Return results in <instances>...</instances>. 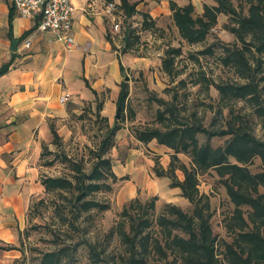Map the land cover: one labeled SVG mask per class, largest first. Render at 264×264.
Listing matches in <instances>:
<instances>
[{
  "label": "trees",
  "instance_id": "obj_1",
  "mask_svg": "<svg viewBox=\"0 0 264 264\" xmlns=\"http://www.w3.org/2000/svg\"><path fill=\"white\" fill-rule=\"evenodd\" d=\"M136 4L137 1L119 0L114 7L118 6L124 18L138 15L140 30L162 32L155 19L147 11L137 10ZM169 5L172 24L189 44L204 42L221 14L226 16L224 25L235 38L234 42L211 43L197 51L211 55L218 48L219 64L234 75L214 80L202 74L192 79L191 84L204 87L208 97H211L208 90L213 87L217 100L195 98L189 105L180 101L179 89L188 82L180 78L173 87L163 89L169 94L168 99L148 91V99L158 106L154 120L132 127L136 140L144 144L155 140L172 150L168 165L163 167L155 158L152 170L158 177H167L169 187H179L180 195L191 205L190 210L165 202L155 212L156 195L144 202L134 197L121 208L118 219L106 231V241H90L79 234L87 232L80 220H88L94 210L109 208L108 202L95 194L110 188L108 179L126 178L115 174L108 155L124 117L120 115L108 124L107 116L102 115L105 130L97 137L94 147L89 148L88 167L82 160L66 158L69 175H40L44 192L52 198L54 213L67 226L63 234L71 237L70 231H77L80 238L70 239L73 244L63 242L41 252L36 264H72L81 243H85L93 264H264V0H210L203 2L201 12L196 11L190 0L185 4L170 0ZM122 32L121 52H127L133 32L129 26H124ZM179 54L180 47H170L161 58L160 67L171 82L179 74L174 65ZM192 58L197 60L196 56ZM11 61L0 66V75L8 71ZM119 85L116 109L121 113L127 108L129 83L123 79ZM199 107H203L202 112ZM205 109L212 113L207 124ZM100 110L98 103V113ZM133 118L131 113L129 119ZM255 125L261 128L260 136L254 132ZM50 130L51 141L58 144L60 136L53 122ZM214 136L226 138L214 146L210 142ZM48 152V146L43 143L40 158ZM178 153L189 158V165ZM255 159L259 168L253 171L250 166ZM209 170L215 172L233 205L224 219L230 240L218 239L213 233L210 199L198 187V175ZM176 171L182 173V178ZM45 202L43 197L37 199L29 206V212L35 213L37 205ZM114 240L117 242L108 249ZM116 249L118 252H114Z\"/></svg>",
  "mask_w": 264,
  "mask_h": 264
},
{
  "label": "crops",
  "instance_id": "obj_2",
  "mask_svg": "<svg viewBox=\"0 0 264 264\" xmlns=\"http://www.w3.org/2000/svg\"><path fill=\"white\" fill-rule=\"evenodd\" d=\"M72 1L74 43L68 46L50 30H38V17L22 16L11 0H0V66L12 60L8 71L0 75V264H14L23 253L19 238L26 214L32 200L44 193L40 155L42 144L52 136L50 123L58 125L71 106L92 102L96 96L102 102V114L108 117L116 109L119 84L128 67L150 62L148 57L121 52L119 45L114 46L111 27L124 16L120 11V15L109 12L106 0ZM169 1L141 0L136 9L147 11L164 28L172 21ZM190 1L201 12L202 5ZM13 39H18L15 50L11 49ZM25 40H29L28 46ZM65 91L70 94L67 103L59 100ZM132 138L136 145L128 148L124 158L115 157V174H129L135 180L146 167L149 176L160 179L152 170L154 160L142 157L143 148L157 150L153 140L144 144ZM159 145L160 150H168ZM161 164L166 167L164 161Z\"/></svg>",
  "mask_w": 264,
  "mask_h": 264
},
{
  "label": "rangeland",
  "instance_id": "obj_3",
  "mask_svg": "<svg viewBox=\"0 0 264 264\" xmlns=\"http://www.w3.org/2000/svg\"><path fill=\"white\" fill-rule=\"evenodd\" d=\"M135 1L140 2L141 0H129V2ZM196 1H198V5L200 6L203 2H210V0ZM116 7L118 6L113 7L111 12L120 15ZM139 21L140 17L138 15L129 18L119 16L117 28H114L115 24L111 27L116 43L114 46L119 45V49L122 48L123 36L121 32L124 28L123 26H129L132 32L137 35V37H134L133 33L130 35L129 54L150 58V62L141 65V67H128L124 77L129 83V95L126 102L127 108L125 107L121 113L117 109L115 111L111 110L110 115L107 117L108 124H112L120 115L122 118L124 117L120 121L122 127L115 134V144L108 153L112 158V165L116 156L119 155L121 158H124V153L128 148H133L136 145L135 140L133 138L131 139V135H133L132 127L134 125H144L154 120L155 110L158 106L155 101L148 99L149 90L155 92L158 96L168 99L169 94L164 93L163 89L169 86L173 87L174 83L180 78H184L188 82L185 87L179 89V100L187 101L189 105L195 98L199 101L217 100V92L213 87H210L208 90L209 95H211V97H208L204 87L200 89L197 84H191L192 79H195V77L201 76L202 74L214 80L225 76L229 78L234 77L228 68H223L219 64L217 58L220 50L218 48H215L211 55L197 53L198 50L211 43L219 45L221 41L223 43L235 41L233 34L224 25L227 21L225 15L221 14L218 16L217 23L212 27L210 34L204 42L193 44L187 43L179 36L172 21L165 24L161 30L162 32L140 30ZM177 46L181 48V54L175 57L174 65L179 74L175 78V81L171 82L168 76L162 71L160 63L161 58L165 55V51L170 47ZM194 56H196L197 60L192 58ZM99 99L96 96L92 102L83 101L82 103H77L74 105L76 108L71 106L67 117L58 125H55L56 131L60 136L59 143H53L51 141L52 136L50 141L45 143L48 146L49 152L41 158L40 163H48L40 166V175H69V165L67 164V160H65L66 158L82 160L86 167H88L91 162L89 148L94 147L97 137L105 130L106 122L100 119L103 114L101 110L99 113L97 111L98 103H102ZM199 110L202 112L203 107H199ZM205 111V123L207 124L212 113L207 109ZM116 113H118V117H116ZM131 113L134 114L133 119H129ZM254 132L259 136L261 135L262 131L259 125H255ZM199 137L201 140L204 139L203 135ZM225 138L226 136H214L210 142L216 146L221 144ZM119 140L123 142L118 144ZM152 143L153 146L157 147L159 152L146 147L142 149L144 152L142 157L145 159L147 155L151 160L158 158L159 161H164L167 166L172 150L168 148L164 152L159 149L161 145L155 140ZM178 156L189 165V158L185 154L178 153ZM258 163V159H255L250 169L253 171L258 170ZM147 172L148 170L145 167L141 173L135 176V180H132L129 174L122 175L126 177L124 179L118 178L115 181L108 179L110 188L102 192H97L95 197L108 202L109 208L102 211L94 210L88 220H80L81 226L85 225L87 232L80 231L79 234H82L83 238L85 237L90 241H95L96 239L99 243L106 241V231L118 219L121 208L134 197H138L144 202L151 196L156 195L155 212H159L165 202H173L180 205L184 210H190L191 205L183 196L181 197L180 190L169 187V179L167 177H160L158 179L155 176H149ZM176 172L178 177L182 178V173L180 171ZM198 187L202 193L208 194L210 199L212 210L211 227L213 233L218 239L230 240V236L224 226V219L230 214L233 205L229 201L225 189L215 172L209 170L199 174ZM41 197L46 202L37 205L38 209L35 213L29 212L28 210L29 213L27 212L26 214V223L19 238V245L23 249V253L14 261V264H36L41 252L61 245L63 242L73 244L72 241H79L80 235L77 231H70L71 237L63 234V229H67V226L62 225L59 216L54 213L50 195L44 192L39 198ZM39 198H34L31 204L35 203ZM112 242L108 249H111L117 241L115 242L114 240ZM114 252H118V250L116 249ZM75 257L76 259L72 264H93L88 257V249L85 243L79 244Z\"/></svg>",
  "mask_w": 264,
  "mask_h": 264
},
{
  "label": "built area",
  "instance_id": "obj_4",
  "mask_svg": "<svg viewBox=\"0 0 264 264\" xmlns=\"http://www.w3.org/2000/svg\"><path fill=\"white\" fill-rule=\"evenodd\" d=\"M15 11L31 18L38 17L36 28L38 30H50L58 39L63 40L68 46L74 43L72 33L74 3L72 0H11ZM114 7L113 2L107 3L109 12ZM117 28V24L114 25ZM25 45L30 44L29 40L24 41ZM69 92H63L59 100L66 102Z\"/></svg>",
  "mask_w": 264,
  "mask_h": 264
},
{
  "label": "water",
  "instance_id": "obj_5",
  "mask_svg": "<svg viewBox=\"0 0 264 264\" xmlns=\"http://www.w3.org/2000/svg\"><path fill=\"white\" fill-rule=\"evenodd\" d=\"M18 43V39H13L12 40V45H11V49L15 50L16 49V45ZM116 117H118V113H116Z\"/></svg>",
  "mask_w": 264,
  "mask_h": 264
}]
</instances>
